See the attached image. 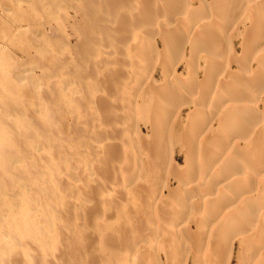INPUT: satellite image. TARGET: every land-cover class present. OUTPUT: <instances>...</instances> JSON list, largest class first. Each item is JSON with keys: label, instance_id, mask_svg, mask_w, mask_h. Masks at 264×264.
<instances>
[{"label": "bare ground", "instance_id": "bare-ground-1", "mask_svg": "<svg viewBox=\"0 0 264 264\" xmlns=\"http://www.w3.org/2000/svg\"><path fill=\"white\" fill-rule=\"evenodd\" d=\"M55 1L78 35L41 52L58 82L32 102L0 62V264H162L165 234L169 264H264V0ZM139 59L162 61L160 84Z\"/></svg>", "mask_w": 264, "mask_h": 264}, {"label": "rangeland", "instance_id": "rangeland-1", "mask_svg": "<svg viewBox=\"0 0 264 264\" xmlns=\"http://www.w3.org/2000/svg\"><path fill=\"white\" fill-rule=\"evenodd\" d=\"M36 1H37V3H39V5L34 7V6H32V4H30L26 0H0V62L3 65H5L4 68H6V70H8V71L10 70L11 73L17 74L18 76L20 75L19 76L20 78H22V79L23 78H29L28 82L27 81H25L26 83L24 82L25 85L28 83V85L34 86V88H32V90H31V95H30L29 100L33 99V97L36 96L38 94V92L42 93L41 90L49 91L50 90V84L53 82L54 83L58 82V75H59L58 71H55L53 74H50L49 72L48 73L46 72V69L44 70L42 68L43 65H42L41 60L43 59L42 55H44V54H42L41 52L45 51V53H46L45 56L49 57V58L59 57L61 55L60 54V52H61V49H60L61 37L63 36V38H65V40L67 41V43L69 45H70V43L72 45H75L77 42V38H78L77 32L74 28V25L76 24V20L73 18V16L75 15L73 11H70L67 14H63V12L61 10L57 9V7H56L57 1H55V0L54 1L53 0H46V2H42V0L41 1L36 0ZM38 1H40V2H38ZM53 3H55V4H53ZM25 12H27V13H25ZM18 13H21L24 16L27 15V18L23 20V18L18 16ZM62 15H64L65 17ZM29 19H30V21H29ZM241 34H242V37H239L240 38L239 40L236 39L235 45L232 46L233 48L231 47L233 50L235 48L234 51L232 50V53L235 52L237 54V56H240L241 52H242V50L240 48L241 46L239 44L242 41L241 38H243V36H245V34L243 33V30H242ZM261 34L264 35V32ZM263 47H264V45H263ZM223 51L225 52L224 54L227 53L226 48L220 49V52H223ZM26 53H27V55H26ZM232 53H231V55H227V56H231V58H232ZM227 56H224V59L230 58V57L227 58ZM184 59H185V57H184ZM230 59H229V61H230ZM139 61H140L139 62L140 66L143 67L142 72H141V75H143L142 77H147V76L149 77V74L151 73V70H152V72L154 73L153 74L154 81L157 82V83L156 82L155 83L160 84L162 82V78H163L162 73H164L163 72L164 68L162 67V64H161L162 61L161 62L156 61V59L151 60L152 63L150 60L143 61L142 59H139ZM141 61H142V63H141ZM153 61H155L156 63ZM175 61L176 60L172 61V63L174 64ZM232 61H234V60H232ZM149 64H150V66H148ZM173 64H172V66H173ZM152 66H154L155 68L154 67L152 68ZM146 67L148 68L147 70H146ZM196 67H195V69H196ZM188 70H190L189 72H191V70H192L191 66L189 65V67H188L186 61H183L181 63V65L179 66V74H182V75H185L186 77L187 76L189 77V75H187V73H189ZM197 70H194V71L197 72ZM192 72H193V70H192ZM199 75L201 77L200 73H199ZM54 76H57V77H54ZM10 77H12V76H10ZM47 85H49V86H47ZM68 87L72 88V85L69 84ZM32 91H33V93H32ZM194 95H197V94L195 93ZM116 105L117 106H115V107L121 106L120 102L118 104L116 103ZM190 111L188 109L183 110L181 118L183 119V117L187 116V114ZM145 118L141 117V119H139L140 122L136 123L137 127H141V126L145 127V124H144ZM67 119H68L67 122L70 123L71 117L68 116ZM135 121H134V123H135ZM137 122H138V119H137ZM129 123L130 122L127 121V124H129ZM132 125L135 126V124H133V123H132ZM141 132H143L144 135H151L150 131L148 132V130L145 128L141 129ZM146 132H148V133H146ZM34 136H35V138H32L33 143L36 146L41 145L42 146L41 149L43 151L47 150L48 158H49V156L52 157L50 150L47 147V144L53 143L54 141L49 143L47 138L44 137V139H43V136H45V135L40 136V137H42V139H39L36 134H34ZM34 139L37 141H35ZM41 141L42 142L45 141V142H43V144H42ZM44 144H46V146ZM177 149H178V147H177ZM52 158H51V160H52ZM183 161H184V159L181 156V157L177 158L176 163H178V165L182 166L184 164ZM166 172H169V171L165 170L162 174L163 177H160L157 180L158 181L157 187L166 182V181H164L165 179H161V178H165V177L168 178L169 177L168 180L170 181V186L172 188H175L176 183L173 181V179L170 176H167L168 174ZM121 178H123V177H121ZM154 181L156 182V180H154ZM95 184L96 183H94V185ZM153 186L156 187L155 183L153 184ZM151 188H152V186H151ZM32 189L34 190V187ZM155 189L156 188H154V189L152 188V191ZM33 190H32V192H34ZM155 193H156V191L154 192V194L152 196L156 195ZM61 195L64 196V194L61 193V191H60V196H58V197L63 198ZM40 204H41V202H39V205H38V202H36V204H34L36 207L34 206V209L31 210L30 212H31L32 218L36 217L35 219L39 222L38 226L40 225L39 227H41V230H42V228L45 226V223H43V222L45 221L46 215L44 214V211L42 213V209L40 207L41 206ZM43 214L45 216H43ZM59 214L60 213H54L52 219L54 221H56L55 219L59 218L58 217ZM59 216H61V214ZM28 218H29V216L26 218V220ZM194 228L195 227L193 226V230H194ZM44 233L45 232H41L39 235L44 236ZM49 234L52 235L53 233H49ZM166 235L167 234H165L163 236L162 235L158 236L155 238V240L151 241V245H152L153 250H155L157 247L156 250H157V253L159 252L158 253L159 254L158 256L160 259L159 262L161 261L162 264H169L168 261L165 259V254L162 252V245L163 246L166 245V243H162V242H166V241H163V238L166 237ZM44 238L47 241H49L45 236H44ZM40 244H38L36 246L35 243H33V241L30 242L29 247H31V248L29 251L31 252V254H37L36 256H38V255H41V252L42 253L44 252L43 248L39 249ZM33 246H35V247H33ZM52 246H54V244H52ZM18 248H21V246H19ZM44 248H45V246H44ZM51 249L53 250L54 247ZM55 251H57L56 248H55ZM55 251H53L54 252L53 253L54 261H55V259L58 258V254H59V251L56 252L57 254L55 253ZM56 256H57V258H56ZM175 256L177 257L178 255L176 254ZM175 256L172 259L173 261L176 259L175 262L170 261L173 264H177L178 262H180V264L181 263H183V264H193L194 263L193 262L194 260L190 257L187 258L186 257L187 255H185V254L181 255L183 258V261L179 260L180 254L177 257L178 259L175 258ZM185 257L187 258L186 259L187 263L185 262ZM32 259L33 258L31 256L32 263L37 264V262L35 263L36 260L33 261ZM235 260H236V252H235V256H234V261ZM78 262H80V261H77V263ZM80 263L82 264V261ZM80 263H78V264H80ZM57 264H59V263H57ZM83 264H86V263L83 262ZM205 264H208V262L206 261ZM234 264H235V262H234Z\"/></svg>", "mask_w": 264, "mask_h": 264}]
</instances>
